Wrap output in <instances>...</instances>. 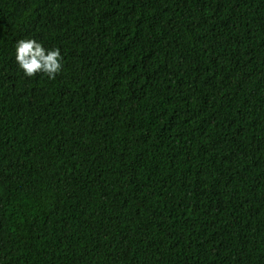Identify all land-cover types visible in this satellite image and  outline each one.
<instances>
[{"label": "trees", "instance_id": "obj_1", "mask_svg": "<svg viewBox=\"0 0 264 264\" xmlns=\"http://www.w3.org/2000/svg\"><path fill=\"white\" fill-rule=\"evenodd\" d=\"M0 264H264V0H0Z\"/></svg>", "mask_w": 264, "mask_h": 264}, {"label": "clouds", "instance_id": "obj_2", "mask_svg": "<svg viewBox=\"0 0 264 264\" xmlns=\"http://www.w3.org/2000/svg\"><path fill=\"white\" fill-rule=\"evenodd\" d=\"M15 61L27 77L38 73L55 79L63 69V57L59 48H47L35 38H21L16 40Z\"/></svg>", "mask_w": 264, "mask_h": 264}]
</instances>
